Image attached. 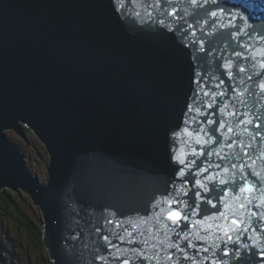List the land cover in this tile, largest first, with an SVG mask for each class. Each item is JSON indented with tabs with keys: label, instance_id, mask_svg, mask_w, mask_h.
I'll return each mask as SVG.
<instances>
[{
	"label": "water",
	"instance_id": "95a60500",
	"mask_svg": "<svg viewBox=\"0 0 264 264\" xmlns=\"http://www.w3.org/2000/svg\"><path fill=\"white\" fill-rule=\"evenodd\" d=\"M217 2L0 0V190L40 207L54 264H141L140 252L145 264H264V219L251 215L264 217V0ZM18 121L50 152L44 183L3 132L24 138ZM180 159L196 162L187 186ZM197 167L221 199L174 226L169 200ZM242 175L257 190L233 195ZM232 219L249 228L234 242Z\"/></svg>",
	"mask_w": 264,
	"mask_h": 264
},
{
	"label": "rangeland",
	"instance_id": "374dc122",
	"mask_svg": "<svg viewBox=\"0 0 264 264\" xmlns=\"http://www.w3.org/2000/svg\"><path fill=\"white\" fill-rule=\"evenodd\" d=\"M22 129L24 138L13 129H6L4 133L24 155L32 175L44 183L48 179L50 152L43 140L23 122ZM11 214L19 215L32 226L33 234L28 229L23 231L25 228L19 227ZM43 230V213L27 191L9 186L0 190V264H54L46 249ZM40 232L41 238L37 237Z\"/></svg>",
	"mask_w": 264,
	"mask_h": 264
},
{
	"label": "snow or ice",
	"instance_id": "6c2138e0",
	"mask_svg": "<svg viewBox=\"0 0 264 264\" xmlns=\"http://www.w3.org/2000/svg\"><path fill=\"white\" fill-rule=\"evenodd\" d=\"M133 2H134V0H126V3H129V4H131ZM147 2H148V0H145V3H147ZM158 2H159V0H157V3ZM204 2H205V4H207L209 2V0H204ZM211 3L218 6L217 0H211ZM148 6L152 7L153 5L149 3ZM123 7H124V5L122 4L120 6V8H117V11H121L123 9ZM210 15L213 17V23H215L216 20L218 19L217 13L213 11V12L210 13ZM231 26L235 27V25H231ZM237 33H239V29H237ZM193 35H195V33H193ZM193 43L195 44L196 41L194 40ZM241 47H245V46L241 45ZM234 54L237 57H240L242 59H247V57H244L243 54L240 53V52H235ZM229 66L230 65H228V64L225 65L226 68L229 67ZM262 67H264V65H262ZM245 70L246 69L243 68V67H241L239 69L240 72H244ZM227 75L229 76V78H232L233 74H232L231 71H229L227 73ZM249 79H252V77H249ZM196 83L198 84L199 81H196ZM260 87L262 89H264V84H261ZM208 94H209L208 92L204 93V95H208ZM220 94L224 95V93H220ZM207 106L208 107H212V105H210V104L207 105ZM191 110L192 109H191V106H190L189 111H191ZM207 123L215 124V123H217V121L210 120V121H207ZM249 123H251V121H249ZM224 127H225V125L222 122H220V128H224ZM256 127L259 128L260 125H256ZM185 131H187V129ZM199 131H203V130L201 129ZM199 131L197 132V135L199 134ZM228 131L231 132L232 129L229 128ZM189 135H191V133H189ZM198 143H199V141H198ZM227 146H230V145H227ZM193 154H195V150H193ZM203 154L204 153L201 152V155H203ZM244 154L248 155L247 152H245ZM221 159H224V157H221ZM176 163L179 164V165H184L185 167L189 168L188 172H185V168L184 167L178 168L176 170V175H177L178 179L181 181L182 184L187 186V183H188L187 176L192 174L190 169H191L192 166H195L196 162H195V160H192V161H188L186 163V161L184 159H180V160H177ZM216 167L219 168V167H221V165H216ZM232 167L235 168L236 165L233 164ZM240 168H241V171L243 172L245 166L242 164V165H240ZM207 171H208V168L197 167V172L194 175L193 187L191 189H188V190H183L180 193V196H177L175 199H170L169 200V207L170 208H172L173 205H175L174 210L169 211L168 214H167V217H166L167 220L172 222V225L179 227L180 222L183 221L184 222V228L186 229V228H188V221L191 219V216L192 215H199V211L198 210L200 209L202 203H207V204L211 205L213 208H215L217 206L216 203L213 202V200L219 201L221 199V194L216 192L215 184H214V177L213 176H208V177L205 178L207 181L213 183V187L212 188H208L207 184L204 181L195 178V176L203 175V173H205ZM251 174L252 175H257L254 172L251 173ZM241 180L243 181V183H240V184H237L235 179H233L231 181V183L233 185V188L230 189V191H232L233 195H236L237 191L239 193H251V192L257 190V188H256V186L254 184H250L248 182L247 176H243L242 175ZM219 183L221 185H227L229 183V181L221 179L219 181ZM214 193H215V195L213 196V199H207L206 198V194L207 195H213ZM168 195L169 196H174L175 195V191L173 193H171V194H168ZM183 197H191V199H183ZM249 202H251V200ZM181 206H183V211L181 210ZM241 207L244 208L246 206L241 204ZM255 207L259 208V205H256ZM251 215L252 216H256L257 218L264 219V217H261L258 212H251ZM107 222L109 224L112 223L111 220H108ZM231 224L234 225L235 228L234 229H227L225 231V235L227 236V240L228 241H233L234 242L233 237L229 234L231 231L238 230L237 231V238H239V231H243V232L246 233L249 230V228H244L243 225H242V222L237 220V219H232L231 220ZM192 227H195V225H192ZM249 227L254 229V225H250ZM254 230H257V229H254ZM97 231H99V229H97ZM257 231H259V230H257ZM129 235H131V234H129ZM118 238H120L122 242H125L122 237H118ZM103 239L107 243V246L109 248L117 247L116 245L112 244V242H111V240L109 239L108 236H104ZM249 239H251V237H249ZM126 242L127 243L137 244L136 241H133L131 239H129ZM188 247H195V245L189 243ZM203 250L205 252L208 251V249H206V248L203 249ZM181 251H184V250L181 249ZM260 251H261L262 254H264V249H261ZM224 254L225 255H229V253L227 251H225ZM98 258L101 261H103L105 259L103 256H100ZM112 258L120 261V264H131V261H129L126 258H121V257H112ZM138 259L141 261V264H145V262L149 261L150 258L148 256L144 255L142 252H140V254L138 256ZM169 259H172L171 255L169 256ZM184 259H191V257L184 256Z\"/></svg>",
	"mask_w": 264,
	"mask_h": 264
},
{
	"label": "trees",
	"instance_id": "16d2710c",
	"mask_svg": "<svg viewBox=\"0 0 264 264\" xmlns=\"http://www.w3.org/2000/svg\"><path fill=\"white\" fill-rule=\"evenodd\" d=\"M7 213H10V212H7ZM10 217H13V219H14V222L20 227H22L23 229L25 228V230H23V231H26V229H28L30 232H31V234H33L32 232V230H33V228H31L32 226H29V224L27 223V222H23V219H20V216L18 215V217H15L14 215H10ZM29 232V233H30ZM36 232V231H35ZM37 233V232H36ZM41 235H42V233L40 232L39 233V236H37V237H40L41 238ZM39 241H40V239H39Z\"/></svg>",
	"mask_w": 264,
	"mask_h": 264
},
{
	"label": "bare ground",
	"instance_id": "6f19581e",
	"mask_svg": "<svg viewBox=\"0 0 264 264\" xmlns=\"http://www.w3.org/2000/svg\"><path fill=\"white\" fill-rule=\"evenodd\" d=\"M22 122H23V121H18V124L21 126V129H22ZM23 123H24V122H23ZM22 130H23V129H22ZM4 131H5V130H4ZM4 131H3V132H4ZM22 133H23V135H24V132H23V131H22ZM4 134H5V133H4ZM18 134H19V133H18ZM5 136H6V135H5ZM15 148H16V147H15ZM16 149L19 151L18 148H16ZM34 178L36 179L37 182H39L38 179H37L36 177H34Z\"/></svg>",
	"mask_w": 264,
	"mask_h": 264
}]
</instances>
